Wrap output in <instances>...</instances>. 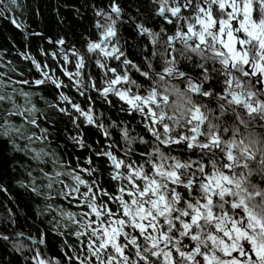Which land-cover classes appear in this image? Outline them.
Here are the masks:
<instances>
[{"label": "snow or ice", "instance_id": "1", "mask_svg": "<svg viewBox=\"0 0 264 264\" xmlns=\"http://www.w3.org/2000/svg\"><path fill=\"white\" fill-rule=\"evenodd\" d=\"M151 2L154 15L174 31L169 34L166 27H160L156 32L144 23L126 18L143 38L141 42L145 47L141 49L140 63L127 58L118 42L113 43L118 38L117 23L124 22L121 19L124 13L116 0H109L107 10L95 11V15L104 20V23L97 20L95 24L100 30L98 41H86L84 52L71 47L76 61L75 72L66 67L60 69L79 95L85 96L84 89L88 88L111 104L108 99L111 94L127 105L124 111L139 113L141 122L146 121L144 129L154 138V143L142 136L132 137L127 127L120 132L128 145L126 157L134 154L132 145L146 146L139 155L148 157L145 164L150 168L147 171L144 165L134 167L135 161L125 163L124 159H118L109 151L111 144L103 151L96 150L94 155L110 160L116 170L110 180L127 181L126 185L117 187L120 195L116 196L93 178L96 168L57 170L68 166L57 158L54 150L30 149L28 146L37 142L51 144L49 130L40 126L37 114L44 113L37 107L38 101H44L48 108H54L71 120L78 133L71 139L82 149L90 147L79 133L82 122L97 128L104 125L97 122L93 109L85 110L63 91L58 93L61 103L56 104L48 103L42 94L25 91L24 85L38 88L50 84L56 90L69 87L50 74L47 63L42 64L27 53L20 55L31 63L41 78L13 79L9 73L24 77V72L14 67L0 72V138L11 143L16 151H21L17 141H24L23 150L26 154L31 152L33 161L38 165L52 164V172L38 167L34 170L38 175L34 176L33 171H29L30 183L22 187L45 201L38 215L54 213L49 224L57 235L75 238L76 245L64 240L65 248L69 249L65 252L68 264H264V199L256 201V197H264V192L259 190L264 184V147L260 146L264 139L253 142L256 151H251L244 139H237L242 136V129L251 134L259 128L264 134V0H243L242 6L237 0L230 3L204 0V4L200 0ZM214 6H218L217 18L213 15ZM18 7V0H8L7 4L0 0V13ZM226 7L231 11L226 18H220ZM233 21H238L239 26L235 27ZM11 22L21 28L15 19ZM31 35L43 38L44 34L34 32ZM161 40L166 46L163 52L158 49ZM173 41H178L182 49L178 50ZM48 43L63 46L66 40L48 38ZM40 55H51L56 60L57 53L49 54L41 48ZM101 56L105 60L119 61L123 70L108 67L99 58ZM61 57L64 65L70 62L68 49L62 50ZM160 60L163 63L158 70L156 65ZM180 61L191 68L182 69ZM249 65L250 69L246 67ZM4 67L7 65L0 64V68ZM92 68L102 70L101 79L106 86H97ZM130 68L135 69L142 83L131 78ZM220 83L227 87L218 91L215 85ZM117 85L124 86L117 88ZM194 96L201 102L198 103ZM239 106L245 110L247 119L237 110ZM229 117L231 125L227 122ZM182 128L185 131H181ZM31 129H39V135ZM103 134L109 136L108 130ZM181 145L193 155L199 153L200 158L192 160L189 157L181 162L176 156L166 155L164 149L170 151L172 146ZM157 158L161 163H155ZM164 161L172 163L165 165ZM252 162L255 167L251 166ZM86 163L92 165L91 156ZM122 168L125 171H119ZM238 169L242 170L239 178ZM82 172L92 179L83 178ZM65 176L72 182L61 179ZM56 184L62 185L56 196L70 202L75 200L76 207L86 211L77 213L54 207L50 201L56 198L52 195ZM243 184L250 185L253 190ZM7 191L0 185V192ZM97 193L107 201L116 202L117 208L113 210L107 202H100ZM214 197L218 199L214 201ZM237 210L243 212L240 219L235 218L240 215ZM8 211L11 216V210ZM65 219L76 227L68 231L65 225V231H61V221ZM37 234L43 236L39 228ZM0 240L11 243L12 251L23 255L25 245L22 241L3 234ZM44 242L42 238L40 243ZM40 256L36 251L28 264H53Z\"/></svg>", "mask_w": 264, "mask_h": 264}, {"label": "trees", "instance_id": "2", "mask_svg": "<svg viewBox=\"0 0 264 264\" xmlns=\"http://www.w3.org/2000/svg\"><path fill=\"white\" fill-rule=\"evenodd\" d=\"M116 2L119 3L124 13V17L122 18L124 22L120 23L118 21L117 23L119 46L125 47L133 59L140 60L142 56L141 49L144 48V44L138 40L132 28L133 24L129 23L126 18L131 17L136 23L145 22L155 26L159 19L153 13L154 5L151 0H116ZM200 2L204 4V0H200ZM7 3L8 0H5V4ZM18 3V8L0 13V64L7 65V67L0 68V72H6L8 68L14 67L18 71L24 72V77H18L14 73H9L13 79L27 78L34 80L41 78L40 73L35 70L31 63L24 60L23 56L20 55V53H27L38 62L42 64L47 63L50 66V74L63 80L69 87L56 90L50 84L39 88H29L27 85H24L22 87L25 91L42 94L48 103L53 104L61 103L58 95L60 91L69 95L72 100L75 99L77 97L76 88L72 86V82L69 81L68 77L62 74L60 69L65 66L62 57L58 52V48L48 43V38L55 40L62 37L66 40V47L71 48L74 46L76 49L86 48L85 42L94 41L93 39L98 35L97 28L95 27L96 20L104 23L102 17L96 19L95 11L98 9L107 10L109 0H18ZM204 6L206 7V5ZM137 8L140 9L139 13H137ZM12 19L21 24V28H17L11 22ZM34 32L43 33V38L31 35ZM41 48H44L49 54L53 52L57 53L56 60H53L51 55H40ZM9 61H11V65H8ZM74 65H71L68 70L75 72ZM188 68L186 66V69ZM52 69L55 71H52ZM95 105L97 114L100 116L99 119L103 120L108 128L112 129L114 124L118 125L115 137L120 138V141L118 140L116 143L122 151L126 152L128 145L122 138L121 133H119V129L121 128L127 127L132 137L138 138L142 136L149 142L151 141L149 134L145 135L143 126L137 122L135 116H127L123 113L122 108L118 107L115 100H111V104H109L103 99L101 103L96 102ZM37 107L44 113V115H37L40 126L49 130L48 140L51 141V144L37 142L28 147L36 150H40L41 148L45 151L54 150L57 158L64 165L68 166L67 168L57 170L71 171L72 168H76L79 171V169L85 167L96 168L97 172L93 178L98 179L101 186L113 194V185L107 177L106 170L108 168L105 166L103 159L94 155V152L104 145L103 130L92 126H84L81 120L83 124L79 133L81 134V130H83L85 144L90 147L79 150L80 147L74 144L71 139V137L78 134L71 120L67 116L58 113L54 108H48L44 101H38ZM16 122L19 123L18 118ZM227 122L231 125V118H228ZM31 131H35L39 135V129H31ZM224 138L228 139L229 137ZM237 139H244L245 143L250 145V150H256V147H254L256 144L253 142L264 139V134L261 132L258 134L255 131L249 134L242 129V136ZM17 143L20 144L21 151L14 150L11 143L6 139L0 138V185L8 189L7 192H0V234L8 235L10 238L16 234L38 236L37 228H39L45 242L42 247H39L27 242L25 239L12 238L13 240L22 241L25 245L24 253L20 255L12 251L11 243L0 240V264H28L30 258L33 257L34 250L39 251L41 256H45L46 254L54 257L53 264L55 261H60L61 264H68L65 252L69 251V249L65 248L64 240L67 239L69 244L76 245L75 238L70 235H57L51 224H49L54 213L51 215H38L40 209L44 208L45 201L36 197L30 190L22 187V185L30 183L29 171H33L34 176L38 175L34 171L38 167H43L46 171L52 172V164L38 165L31 159V152L26 154L23 150L25 142L17 141ZM260 146L264 147V144ZM132 147L134 148L133 156L137 157L142 151H145L146 146L137 143L132 145ZM161 148L163 149V146ZM148 151H151V148H148ZM164 151L166 155L176 156L180 161H187L190 154L182 145L179 147L172 146L170 151L168 149H164ZM87 154L92 158L93 163L91 166L84 163ZM199 158V153H197L193 160ZM155 160L161 162L158 158ZM164 163L168 164L172 162L164 161ZM251 166L255 167L256 165L251 164ZM149 168L150 165H147V170ZM240 171L242 170H237V178H239ZM225 172L227 174L228 170H225ZM244 174L247 176L246 170H244ZM80 175L87 180L92 179L88 177L87 173H80ZM149 175H151V172H149ZM61 179L67 183L72 182L66 176L61 177ZM37 183L40 184L41 181L38 180ZM253 183H256L255 179ZM243 186L249 187L250 191L253 190L250 185L243 184ZM61 187L62 185L60 184L54 186L52 195L56 198L50 201L54 207H61L65 211L77 213L86 211L83 207H76L75 200L70 202L56 196V191ZM231 187L235 191L234 185ZM177 190L183 192L182 188H178ZM259 190L264 191V184L259 186ZM83 191L84 188L81 187V193ZM97 196L100 202H107L112 209L114 207L117 208V204L115 205L113 201H107V198L100 197L99 193H97ZM231 199L232 197H230ZM201 202L203 203L204 201ZM9 209L11 210V216L9 215ZM241 216L243 215H237L235 218L240 219ZM57 219L60 218L57 217ZM65 225H67L68 231L76 227L65 219L61 221V231H65ZM127 230L129 232L132 231L130 228Z\"/></svg>", "mask_w": 264, "mask_h": 264}, {"label": "flooded vegetation", "instance_id": "3", "mask_svg": "<svg viewBox=\"0 0 264 264\" xmlns=\"http://www.w3.org/2000/svg\"><path fill=\"white\" fill-rule=\"evenodd\" d=\"M181 2H182V0H181ZM230 2H231V0H227V3H230ZM237 2H238L239 4H241V6H242L243 0H237ZM214 9H215V11H214V14H213V15H214V18H217V15H218V12H219V10H218V6H214ZM230 11H231V8H230V7H226V8L223 10V12H224V16H223V17H220V18H226V17H227V13L230 12ZM185 14H187V12H185ZM193 15H194V13H193ZM240 18H242V13H241V15H240ZM254 18H255V13H254ZM96 19H100V17H97ZM158 19H159V21H158V23H156L155 26L149 25V24H147V23H145V22H143V23H144L147 27L153 29V30L156 31V32H159L160 27H166V30L169 32V34H172V32L174 31V30L172 29V26H170V25H166L164 21H162L160 18H158ZM96 21H97V20H96ZM233 24H234L235 27H238V26H239V25H238V21H233ZM198 27H199V26H197V28H198ZM132 28L134 29V31H135V33H136V35H137L136 29L134 28V26H133ZM184 30L186 31V27H185ZM217 30H218V26H217ZM97 31H98V35H96L95 39H93L94 41H98L99 36H100V30L97 29ZM237 35H240L241 37L243 36L242 33H238ZM137 37H138V40L142 41L143 38L139 37L138 35H137ZM224 38L226 39L227 37L225 36ZM117 42H118V46H119L120 43H119L118 38H117V40H114V41H113L114 44H116ZM173 44H175V46H176V48H177L178 50H181V49H182V45H180V43H179L178 41H173ZM119 47H120V46H119ZM144 47H145V45H144ZM165 47H166V46L163 44V40H161L160 44L158 45V49H159V51H160V52H163ZM217 47H219V45H217ZM237 47L239 48V45H238ZM120 48L126 53L127 58L131 59L134 63H137V64H138V63L141 62V59H140V60L133 59L125 47H120ZM66 49H68V55H69V61H70V62H69L68 64H66L64 67H66V68L68 69L71 65H74L76 61H75V58L71 55V48L66 47ZM77 50H79L80 52H84V51H85V48H84V47L79 48V49L77 48ZM169 51H170V50H169ZM225 51H226V50H225ZM58 52H59L60 55H61V52H60V51H58ZM176 56H177V59H178V61H179V51L176 53ZM93 58L95 59L96 57L94 56ZM99 58H100L102 61H104V62L107 64L108 67H117L118 70H121V71L123 70V69H122V66H120V62H119V61H117V60H105V58L102 57V56L99 57ZM141 58H142V56H141ZM162 63H163L162 60H160L159 63H157L156 67H157L158 70L161 69V65H162ZM180 64H181L182 69H185V70H186V66L189 67L188 69L191 68V65H185V63H184L183 61H180ZM217 67H219V65H217ZM246 67H248V68L250 69V65H249V66H246ZM91 71H92V74H93V78H95L96 81H97V86H98V87L106 86V85L104 84L103 79H101V77H102V75H103L102 70H98V69H96V68H92ZM128 72H129V74H130V76H131L132 79H136V80L138 81V83H142V82H143V81H142V78L139 77V75H138V73H136L135 69L130 68V69H128ZM193 75H195V73H193ZM85 83H87V77H85ZM214 83H215V82H214ZM217 85H218V87H217ZM123 86H124V85H117V86H115V87H117V88H121V87H123ZM215 86H216V89H217L218 91H220V90H222L223 88L227 87L226 85H223L222 83H220V84H216ZM40 87H41V86H40ZM145 87H147V85H145ZM32 88H37V87L33 86ZM38 88H39V87H38ZM84 91H85V96H81V95H79V93L76 91L77 97H76L75 99H73V101H74L75 103H77V104H80L81 107L84 108L85 110H88L89 108L93 109V115H94L95 119L97 120V122H98V123H101V124L104 125V127L101 128V129L103 130V133H104V130H108V132H109V136H107V137L104 136V134H103V137H104V145H103L102 147L100 146V147H99V150H100V151H103V150L107 147V145L111 144V145H112V148L109 149V151H112L113 154L116 155L118 159H124V160H125V163H130V162H132V161H135V164L133 165L134 167L139 166V165H144L145 170L147 171V164H145V161L148 159V157H147V156H143V157H141L140 155H138L137 157H134L133 155H131V156H129V157H126V156H125V152L122 151L121 149H119V147L117 146V143H116V141H118V140L120 141V138H116V137H115V132H116V130H117V127H113L112 129H110V128H108V127L105 125V123H104L103 120L99 119L100 116L97 114V109H96V105H95V103H96V102H97V103H101V101L103 100V98H101V96H100L97 92H95V91H93V90H91V89L85 88ZM237 91H239V90H237ZM144 94L146 95V92H145ZM87 97H90V99H88ZM193 98L196 99L198 103L201 102V101L199 100L198 97H195V96H194ZM108 99H109V100H115V101L117 102L118 107H121L122 110H123L124 108H127V105H126L123 101H119L117 97L112 96L111 94L109 95ZM229 99H230V97H229ZM104 100H105V99H104ZM64 106H65V105H64ZM213 106H214V105H213ZM67 107H70V106L67 105ZM153 107H154V106H153ZM237 110L240 111L242 115H244L245 117H247V116L245 115V110L243 109L242 106H239V107L237 108ZM123 113H125L127 116H135V119L137 120V122L141 123V126H143V128H144V123H146V121H145L144 123L141 122V119H142V118H141V116H140L139 113L126 112V111H124V110H123ZM169 114H171V113H169ZM101 116H102V115H101ZM229 118H230V117H229ZM81 120L83 121V118H81ZM166 122H167V121H166ZM194 123H195V122H194ZM82 124H83V123H82ZM84 126H92V127H94V128H97L96 125H88V124H86V123H84ZM143 130H144L146 136L149 134V136H150V138H151V141H150V142H151V143H154V138L151 137L150 133H147V132L145 131V129H143ZM181 131H185V129L182 128ZM253 131H255V133H258V134L261 132V130H260L259 128H255ZM82 132H83V130H81V135L83 136V133H82ZM110 132H111V134H110ZM119 133H121V132H120V129H119ZM148 138H149V137H148ZM259 141H261V140H257V142H259ZM254 147H256V145H254ZM79 150H83V149H82V148H79ZM91 150H92V149H91ZM251 151H256V150H251ZM189 153H190V154H189V157H191L192 160H193V159L196 157V155H197V154H196V155H193L190 151H189ZM95 156H96V155H95ZM89 157H90V155L87 154L86 157H85V159H84V163H85V164H87L86 161H87V159H88ZM96 157H98V156H96ZM98 158H101V157H98ZM101 159L104 160V164H105V166H107V168H108L106 171H107V177L109 178L110 175H111V174H114V171H116V170L114 169V166L112 165V162H111L110 160H108L107 158H101ZM184 161H186V160H183V161H181V162H184ZM155 163L159 164V163H161V162L155 160ZM163 163H164V162H163ZM166 164H167V163H165V165H166ZM251 164L254 165L255 163L252 162ZM89 166H91V165H89ZM119 171H125V170L122 168V169H120ZM82 173H83V172H82ZM109 180H110V178H109ZM110 181H111V183H112V185H113V189H114V190H112L113 195H116V196L120 195V193L117 191V187L120 186V185H126V184H127V181H123V182L112 181V180H110ZM139 183L142 184L143 182H139ZM262 192H264V191H262ZM125 198H127V197H125ZM216 199H218V198H217V197H214V201H215ZM227 199L230 200V197H227ZM261 199H264V197H256V201H257V202H259ZM113 203H114L115 205L117 204L116 202H113ZM229 207H230V205H229ZM115 209H116V207L113 208V210H115ZM237 212H239L241 215H243L242 210H237ZM216 214L218 215V212H217ZM145 223H147V222L145 221ZM28 235L31 236L32 238L38 239V240H39V243H38V244H34V243L30 242L29 240H26L27 242H29V243H31V244H33V245L39 246V247H42V246L44 245V243H43V244L40 243V240H41L42 238L44 239L43 236H41V235H38V236H32V235H30V234H28ZM22 239H26V238H22ZM35 252H36V250H34V254H33V256L35 255ZM40 258H41V259H44L45 261H48V260L53 261V260H55L54 257L49 256V255H46V254H45V256H40Z\"/></svg>", "mask_w": 264, "mask_h": 264}, {"label": "water", "instance_id": "4", "mask_svg": "<svg viewBox=\"0 0 264 264\" xmlns=\"http://www.w3.org/2000/svg\"><path fill=\"white\" fill-rule=\"evenodd\" d=\"M57 48H58V51L62 52V50L66 49V45H55ZM20 237H26L27 239L31 240V242L35 243V244H38L39 243V240H36L34 238H32L31 236H29L28 234H16L14 235L13 237L11 238H20ZM43 244V243H41Z\"/></svg>", "mask_w": 264, "mask_h": 264}]
</instances>
